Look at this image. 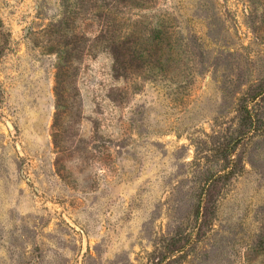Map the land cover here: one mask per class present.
I'll list each match as a JSON object with an SVG mask.
<instances>
[{
    "label": "rangeland",
    "instance_id": "obj_1",
    "mask_svg": "<svg viewBox=\"0 0 264 264\" xmlns=\"http://www.w3.org/2000/svg\"><path fill=\"white\" fill-rule=\"evenodd\" d=\"M0 264H264V0H0Z\"/></svg>",
    "mask_w": 264,
    "mask_h": 264
}]
</instances>
